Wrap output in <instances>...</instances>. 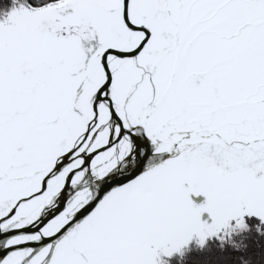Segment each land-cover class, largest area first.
Segmentation results:
<instances>
[{"label":"snow or ice","instance_id":"snow-or-ice-1","mask_svg":"<svg viewBox=\"0 0 264 264\" xmlns=\"http://www.w3.org/2000/svg\"><path fill=\"white\" fill-rule=\"evenodd\" d=\"M253 232L264 0H0V264H173Z\"/></svg>","mask_w":264,"mask_h":264},{"label":"trees","instance_id":"trees-1","mask_svg":"<svg viewBox=\"0 0 264 264\" xmlns=\"http://www.w3.org/2000/svg\"><path fill=\"white\" fill-rule=\"evenodd\" d=\"M238 243H228L223 248L217 243H211L203 249L193 245L185 251V255L178 256L173 264H241V257L248 264H264V236H257L255 232L240 235ZM247 245L246 248L243 246ZM232 246H242L240 251H236ZM169 264H172L169 261Z\"/></svg>","mask_w":264,"mask_h":264},{"label":"flooded vegetation","instance_id":"flooded-vegetation-1","mask_svg":"<svg viewBox=\"0 0 264 264\" xmlns=\"http://www.w3.org/2000/svg\"><path fill=\"white\" fill-rule=\"evenodd\" d=\"M240 235H236V236H232V237H230L229 239H228V241H227V243H238L237 241H235V240H237V238L239 237ZM211 243H217L216 241H210L209 242V244L207 245V246H209ZM217 245H219L218 243H217ZM193 246H195L196 247V245H194L193 244ZM220 246V245H219ZM198 248V247H197ZM180 257V256H179ZM169 261L170 260H168V263L167 264H169Z\"/></svg>","mask_w":264,"mask_h":264},{"label":"water","instance_id":"water-1","mask_svg":"<svg viewBox=\"0 0 264 264\" xmlns=\"http://www.w3.org/2000/svg\"><path fill=\"white\" fill-rule=\"evenodd\" d=\"M168 260L169 259H167V256L166 255L165 256H161V255L157 254L156 264H167L168 263Z\"/></svg>","mask_w":264,"mask_h":264}]
</instances>
